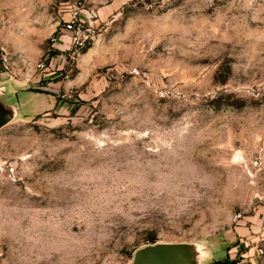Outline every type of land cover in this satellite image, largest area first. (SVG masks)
I'll list each match as a JSON object with an SVG mask.
<instances>
[{
  "label": "rangeland",
  "instance_id": "1",
  "mask_svg": "<svg viewBox=\"0 0 264 264\" xmlns=\"http://www.w3.org/2000/svg\"><path fill=\"white\" fill-rule=\"evenodd\" d=\"M2 54L0 264H264V0H0Z\"/></svg>",
  "mask_w": 264,
  "mask_h": 264
},
{
  "label": "water",
  "instance_id": "2",
  "mask_svg": "<svg viewBox=\"0 0 264 264\" xmlns=\"http://www.w3.org/2000/svg\"><path fill=\"white\" fill-rule=\"evenodd\" d=\"M4 89L0 88V130L10 124L17 110L3 101ZM210 246L205 243H153L137 249L132 264H203Z\"/></svg>",
  "mask_w": 264,
  "mask_h": 264
},
{
  "label": "built area",
  "instance_id": "3",
  "mask_svg": "<svg viewBox=\"0 0 264 264\" xmlns=\"http://www.w3.org/2000/svg\"><path fill=\"white\" fill-rule=\"evenodd\" d=\"M66 30L67 31H72L73 30V22H70L67 26H66ZM0 66L1 69H3L6 72H9V70L11 69V63H10V58L6 55V54H2L0 57ZM43 65H38V68H42ZM241 215L238 214L236 215L235 219H240ZM258 254L262 255V251L258 250Z\"/></svg>",
  "mask_w": 264,
  "mask_h": 264
},
{
  "label": "crops",
  "instance_id": "4",
  "mask_svg": "<svg viewBox=\"0 0 264 264\" xmlns=\"http://www.w3.org/2000/svg\"><path fill=\"white\" fill-rule=\"evenodd\" d=\"M34 95L40 96V97L43 96L42 93H35ZM260 217H262L264 219V207H261V206L258 207L257 220ZM248 232H249L248 229L240 228V231L239 232L236 231V234H239L240 236H244Z\"/></svg>",
  "mask_w": 264,
  "mask_h": 264
},
{
  "label": "trees",
  "instance_id": "5",
  "mask_svg": "<svg viewBox=\"0 0 264 264\" xmlns=\"http://www.w3.org/2000/svg\"><path fill=\"white\" fill-rule=\"evenodd\" d=\"M35 93H42V92H40V91H34ZM153 243H155L154 241H150L149 242V244H153ZM217 264H235V262L234 261H228V260H225V261H219V262H217Z\"/></svg>",
  "mask_w": 264,
  "mask_h": 264
}]
</instances>
